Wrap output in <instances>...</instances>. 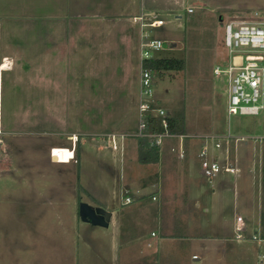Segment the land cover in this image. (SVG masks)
Wrapping results in <instances>:
<instances>
[{"label": "crops", "instance_id": "1", "mask_svg": "<svg viewBox=\"0 0 264 264\" xmlns=\"http://www.w3.org/2000/svg\"><path fill=\"white\" fill-rule=\"evenodd\" d=\"M189 8L193 7L188 0H0V43L3 60L9 64L12 56L33 58L34 66L31 70L34 77L35 107L51 108L58 105L67 107L68 102L74 99V92L76 96L82 94L80 96L84 98L83 103L89 107L91 102L100 103L103 99L106 101L107 88L116 94V79L120 81L123 75L128 77L130 90L128 89L124 108H135L134 127L132 131L125 133L122 132L119 123L120 128L119 126L117 128L120 133L109 134L106 137V144L103 138L102 143L97 146L99 150H103L110 145L113 149H118V145H121L126 173L125 197L127 196L125 190L132 191V181L135 179H138V184L145 191L137 197L131 196L130 193L133 201L128 204L124 202L125 197L124 199L121 197V207L116 208L117 188H114L113 197L109 202L113 207H103L111 212L107 227L83 221L80 216V203L89 202L81 199L79 187L80 192H85L88 197L95 199L89 186L84 182L85 170L81 161L83 145L88 140L84 136H88V133L57 130L54 133L57 136L65 134L66 140L62 138L50 140L41 149L47 169L69 168L72 175L70 182L73 184L75 195L69 201L56 196H41L48 203L68 205L63 214L69 219L76 234L70 248L72 253L78 252V259L81 258L74 261L75 256L70 255L73 259H69V263L74 261L73 264H264V253L258 249L264 247V211L262 206L257 205L258 203L261 205L262 194L259 195L258 191L256 194L253 190L257 187L262 189L263 185L261 179L257 181L256 176L254 177L253 166L245 169V149L241 151L238 139L234 141L231 135L216 133L204 135L198 140L189 136L186 131L177 133V136L165 139L161 147L160 162L143 164L153 167L152 169L150 167L147 173L139 174L137 164L141 163L138 160L137 133L143 67L141 44L146 34L156 37L153 32L165 26L166 20L160 14H168L182 23L184 13H192L189 12ZM154 19H163L165 23L162 26H152L150 23ZM6 66L1 69L2 73L14 75L12 67L5 68ZM138 67L140 77L137 75ZM27 70L30 69H24V72ZM95 76H98L102 84L98 85V88L103 87L102 92L100 89L98 92L93 90L92 82ZM106 86L108 87L105 91ZM68 89L71 93L69 97ZM118 89L120 91V87ZM121 99L122 95L119 96V101ZM63 101L64 104L61 103ZM122 101L120 105L111 104L106 107L122 108ZM99 106L103 107L101 104ZM113 135L117 148L113 145ZM128 136L131 137L130 141ZM218 141L221 143L220 147H216ZM10 142L6 135L5 143L0 147V177L10 172L11 152H14ZM212 143L220 152L211 159L239 168L237 174L225 172L235 175L237 179L233 182L223 181L217 197L221 202L231 201L228 193L233 191L234 202L246 204L253 214L246 217L237 213L230 223H227V227L217 226L214 231L208 232L201 230V214L209 210L205 206L207 203L203 205L202 200L191 196L188 178L192 156L195 155L197 146L200 145V151L196 155L201 158L202 148L206 145L209 154ZM53 148H64L69 151L70 156L63 161L56 159L51 154ZM182 150L184 157L179 155ZM23 168L25 166L22 167V171ZM28 181L29 186L40 187L37 183ZM145 181L148 184L144 185ZM150 187L154 188V191H147ZM213 192L217 193V190L214 189ZM11 200V203L20 204L28 201L20 198L16 201ZM207 200L210 198L207 197ZM94 202L101 207L106 203L100 200ZM255 209L257 216L254 215ZM238 216L245 220L243 239L236 238ZM79 219L82 221L78 224L76 222H79ZM89 224L94 228L104 229V231L96 229L100 236L98 239L86 230ZM81 226L80 234L78 228ZM110 229L112 231H109ZM256 232L260 239H253L252 236ZM110 235L111 238H108ZM210 239L224 243L210 245L202 243Z\"/></svg>", "mask_w": 264, "mask_h": 264}, {"label": "rangeland", "instance_id": "2", "mask_svg": "<svg viewBox=\"0 0 264 264\" xmlns=\"http://www.w3.org/2000/svg\"><path fill=\"white\" fill-rule=\"evenodd\" d=\"M188 2L194 11L185 12L182 23L162 13L160 16L166 20V24L153 32L154 36L165 41V47L152 51V57L182 58L186 61V68L183 71H167L164 76L152 73L153 95L150 101L162 106L171 114L183 110L185 130L191 137L200 140L204 135L226 133L231 135L234 141L238 139L241 151L245 149V169L253 166L254 177L256 176L257 181L259 179L262 181V189L257 187L253 190L256 194L257 191L259 195L262 194L261 205L259 203L257 205L262 206L264 211V109L258 115H230L227 109L229 94L227 78L225 75L214 74V68L225 65L228 60V49L224 43L225 23L229 20L264 21V0H188ZM1 47L0 43V124L4 132L0 147L5 143L7 135L14 152H11L10 172L0 177V264H68L69 259H73L70 255L75 256L74 261L80 260V257L77 258L78 252L72 253L70 248L76 234L69 219L63 214L68 205L48 203L41 198L56 196L69 201L75 195L73 184L70 182L71 171L69 168L60 167L56 170L52 167L47 169L41 149L50 140L67 138L65 134L57 136L54 133L57 130L88 133V136H84L88 140L83 145L81 161L85 170L84 182L89 186L95 199L88 197L85 192H80L79 187L81 199L87 200L94 207H101L94 200L104 201L106 203L102 207L112 208L113 205L109 202L113 197V189L117 188L118 202L114 206L121 207L120 199L125 197L126 183L121 145H118V149H113L110 145L103 150H99L97 145L102 143L103 138L105 142L109 134H119L120 130L117 127L120 128V125L122 132L125 133L132 131L134 127L135 108H124L128 89L130 90L128 77L123 75L120 81L116 79V94L108 91L106 86V101L103 99L100 103L91 102L89 107L83 103L84 98L80 96L82 94L76 96L73 91L74 99L68 102L67 107L58 105L39 108L34 105V77L31 70L34 66L33 58L12 56L9 64L4 63ZM5 65H7L5 68L12 67L14 75L2 73L1 69ZM24 69L30 70L24 72ZM137 75L140 77V67ZM92 85L94 91L98 92L99 89L100 92L103 91V87L98 88V85H102L98 76L94 77ZM137 86L139 88V80ZM69 91L70 89L68 97L71 96ZM61 95L64 98V94ZM120 95L121 101L123 100L122 108L106 107L111 104L120 105ZM128 139L130 141L131 137L128 136ZM199 151L200 145L192 156L188 182L191 196L198 197L203 205L207 203L205 206L209 209L201 214V230L210 232L217 226L227 227V223H230L237 213L246 217L253 214L246 204L234 202L233 191L228 193L231 201H220L217 197L220 184L228 180L233 182L237 177L221 172L213 179L208 178L202 171L201 158L196 155ZM219 152L220 149L215 148L212 143L208 157L214 158ZM58 153L59 156L56 154L54 157L62 161L70 156L66 149ZM137 165L139 174H145L153 167ZM23 166L24 171L21 170ZM250 179L254 180L253 177ZM28 180L40 187L29 186ZM138 182V179L132 181L133 197L145 191ZM214 189L217 193L213 192ZM147 191L152 192L154 188L150 187ZM207 197L210 200H207ZM18 198L28 201L26 200L25 204L10 202L11 199L16 201ZM254 215L257 216L256 209ZM80 221L82 220L79 219L76 223L79 224ZM88 227L86 230L96 239L100 237L96 229L104 231L100 227L94 228L92 225ZM78 229L81 234L82 226ZM108 238H111V235ZM202 243L210 245L224 242L210 239ZM258 249L264 253L263 246Z\"/></svg>", "mask_w": 264, "mask_h": 264}, {"label": "built area", "instance_id": "3", "mask_svg": "<svg viewBox=\"0 0 264 264\" xmlns=\"http://www.w3.org/2000/svg\"><path fill=\"white\" fill-rule=\"evenodd\" d=\"M189 8V12H193ZM163 19H154L150 25L162 26ZM224 43L228 49V60L225 65H218L214 68V74L225 75L228 82V113L258 115L264 109V21H241L229 20L224 25ZM142 62L144 59L152 57V51L161 50L165 47V41L159 37L145 35L142 44ZM143 66V65H142ZM152 73L150 69L142 67L141 71V91L139 104V129L137 137H148L160 147L163 146L165 139L177 136V133L170 131L171 113L162 106L150 101L153 95ZM154 116L156 121L152 123L150 117ZM4 134L0 124V143ZM185 135H181L184 137ZM114 148L115 135L112 136ZM243 139V138H241ZM221 143L216 142V147ZM64 148H53L51 154L59 156L58 151ZM58 150V151H57ZM179 155L184 157V151ZM201 166L204 174L213 179L221 172L237 174L239 168L232 164H223L218 160L208 157V147L205 145L200 153ZM74 155H72V159ZM127 196L125 203L133 201L130 196L131 191L125 190ZM156 199V197H153ZM245 220L242 216L237 217L236 238L245 237ZM253 239H260L256 232Z\"/></svg>", "mask_w": 264, "mask_h": 264}, {"label": "trees", "instance_id": "4", "mask_svg": "<svg viewBox=\"0 0 264 264\" xmlns=\"http://www.w3.org/2000/svg\"><path fill=\"white\" fill-rule=\"evenodd\" d=\"M143 66L160 76H164L167 71L176 70L183 71L186 68V61L177 57H154L144 59ZM170 131L173 133L185 132V113L183 110L171 114ZM150 121L154 123L156 118L150 117ZM138 144V160L141 164L159 163L161 160V147L148 137H137ZM153 180L154 177L152 176ZM148 184L146 181L144 185Z\"/></svg>", "mask_w": 264, "mask_h": 264}, {"label": "water", "instance_id": "5", "mask_svg": "<svg viewBox=\"0 0 264 264\" xmlns=\"http://www.w3.org/2000/svg\"><path fill=\"white\" fill-rule=\"evenodd\" d=\"M80 216L83 221L107 227L111 218V212L103 207H94L87 202H81Z\"/></svg>", "mask_w": 264, "mask_h": 264}, {"label": "bare ground", "instance_id": "6", "mask_svg": "<svg viewBox=\"0 0 264 264\" xmlns=\"http://www.w3.org/2000/svg\"><path fill=\"white\" fill-rule=\"evenodd\" d=\"M72 158V157H71Z\"/></svg>", "mask_w": 264, "mask_h": 264}]
</instances>
